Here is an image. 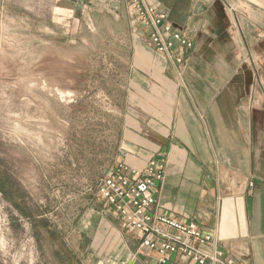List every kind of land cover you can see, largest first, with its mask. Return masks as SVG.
I'll use <instances>...</instances> for the list:
<instances>
[{
  "label": "rangeland",
  "instance_id": "obj_1",
  "mask_svg": "<svg viewBox=\"0 0 264 264\" xmlns=\"http://www.w3.org/2000/svg\"><path fill=\"white\" fill-rule=\"evenodd\" d=\"M151 48L127 0H0V264L141 252L133 232L114 242L123 225L96 189L136 141L162 137Z\"/></svg>",
  "mask_w": 264,
  "mask_h": 264
},
{
  "label": "crops",
  "instance_id": "obj_2",
  "mask_svg": "<svg viewBox=\"0 0 264 264\" xmlns=\"http://www.w3.org/2000/svg\"><path fill=\"white\" fill-rule=\"evenodd\" d=\"M142 1L165 12L194 45H177L171 55L151 48L161 71L155 77L152 68L151 77L170 97L157 117L162 137L156 147L136 141L124 159L141 169L164 158L156 209L212 230L243 264H264V0ZM113 229L114 242L128 245L131 231ZM106 253L116 264L158 258L128 250L82 255L98 264Z\"/></svg>",
  "mask_w": 264,
  "mask_h": 264
},
{
  "label": "built area",
  "instance_id": "obj_3",
  "mask_svg": "<svg viewBox=\"0 0 264 264\" xmlns=\"http://www.w3.org/2000/svg\"><path fill=\"white\" fill-rule=\"evenodd\" d=\"M128 1L157 53L171 55L177 45L193 47L165 12L142 0ZM165 175L164 158L153 157L141 169L122 159L99 180L96 190L107 211L135 234L140 251L157 253V264H243L227 253L212 230L156 209Z\"/></svg>",
  "mask_w": 264,
  "mask_h": 264
}]
</instances>
